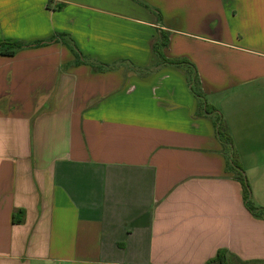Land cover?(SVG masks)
I'll list each match as a JSON object with an SVG mask.
<instances>
[{"label": "crops", "instance_id": "crops-1", "mask_svg": "<svg viewBox=\"0 0 264 264\" xmlns=\"http://www.w3.org/2000/svg\"><path fill=\"white\" fill-rule=\"evenodd\" d=\"M55 33L0 53V264H264V0H0V39Z\"/></svg>", "mask_w": 264, "mask_h": 264}, {"label": "trees", "instance_id": "trees-1", "mask_svg": "<svg viewBox=\"0 0 264 264\" xmlns=\"http://www.w3.org/2000/svg\"><path fill=\"white\" fill-rule=\"evenodd\" d=\"M51 40H62L71 48L74 54L76 55L80 54L75 43L66 33H55L49 39L33 41L31 43H25L13 38H3L0 39V53L4 55H12L15 53L16 50L23 48L25 46L39 45ZM166 43H167V34L161 31L159 39L155 41V43L153 44V49L159 55L161 63L166 65H174V66L182 67L185 70L189 89L197 99L196 114L197 115L204 114L211 117L215 129L216 137L225 145V147L229 148L228 156H227V166L229 169H231L234 172L235 177L241 183L242 195L245 204L252 213H254L255 215H259L256 207L251 202L250 187L249 184L247 183V179L245 177L243 167L239 161L238 155L235 151L232 142V138L225 126L221 112L218 109H216L213 105L207 103L203 90L200 86V80L197 69L191 61H189L186 58L169 59L163 55L161 50L162 47L166 45ZM224 252H225L224 250L221 249L218 250L215 257L208 262L209 263L218 262L220 264H223L224 254H225Z\"/></svg>", "mask_w": 264, "mask_h": 264}, {"label": "rangeland", "instance_id": "rangeland-1", "mask_svg": "<svg viewBox=\"0 0 264 264\" xmlns=\"http://www.w3.org/2000/svg\"><path fill=\"white\" fill-rule=\"evenodd\" d=\"M244 173H245V172H244ZM245 177H246V179H247V183L249 184V187H250V189H251V185H250V181H249L248 175L245 174ZM250 191H251V190H250ZM250 196H251V192H250Z\"/></svg>", "mask_w": 264, "mask_h": 264}]
</instances>
